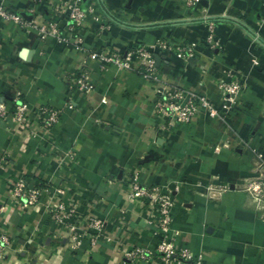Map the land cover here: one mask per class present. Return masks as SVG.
<instances>
[{"label": "crops", "instance_id": "0c3cea01", "mask_svg": "<svg viewBox=\"0 0 264 264\" xmlns=\"http://www.w3.org/2000/svg\"><path fill=\"white\" fill-rule=\"evenodd\" d=\"M95 1L111 25L96 35L87 22V50H129L158 38L195 42L196 58L155 51L159 77L205 96L223 116L202 111L172 133L157 130L149 114L153 87L134 70L111 65L100 72L73 44L40 41L14 21H2L0 103L10 106L19 95L30 108H60V118L48 131L32 125V133L9 116L0 121V234L9 240L0 264H146L122 262L124 248L154 242V215L124 195L135 170L146 184L178 186L174 240L201 253L202 264H264V199L244 191L245 181L257 175V154L264 155V0H201L189 11L178 0ZM33 3L4 2L27 20L47 18V4ZM208 22L218 40L213 48L205 41ZM84 62L94 84L86 95L65 84ZM228 69L246 86L225 113L216 82L227 79ZM19 176L64 188L53 201L74 202L80 226L94 213L103 220L100 232L94 239L86 234L81 247L70 250L68 228L51 221L43 205L24 213L10 203L9 183Z\"/></svg>", "mask_w": 264, "mask_h": 264}, {"label": "built area", "instance_id": "2783aa9c", "mask_svg": "<svg viewBox=\"0 0 264 264\" xmlns=\"http://www.w3.org/2000/svg\"><path fill=\"white\" fill-rule=\"evenodd\" d=\"M0 0V23L14 21L25 32L34 33L40 41L53 38L58 43L73 44L78 51H85L90 61H93L98 71L105 72L111 65L124 70H134L139 76L151 83L154 96L150 101V119L157 130L172 133L179 124H190L195 117L205 111L211 118H222V111L215 108L205 96L185 87L166 82L159 77V69L154 58L157 50L169 51L178 58L187 60L196 58L199 54L195 42H171L158 38L150 43H137L129 50L104 48L100 51L87 50L82 30L90 20L96 28V35L110 28V22L103 20L97 13L95 0H33L35 4H47L49 14L41 19L38 14L27 20L22 14L6 7ZM201 0H178L189 11ZM264 18V17H263ZM207 46H217L213 23H207ZM227 79L216 82L222 109L230 113L237 104L239 94L246 84L233 69L225 71ZM69 91L86 95L94 89L92 69L84 62L77 72L65 82ZM103 102H105L103 100ZM17 126L30 130L34 124L40 125L44 131L50 130L60 118V108L42 104L30 108L19 95L14 96L10 106L0 103V121L6 117ZM34 131V130H33ZM32 133V130L30 132ZM257 175L245 181L244 191L257 200L264 199V155L258 153L254 162ZM9 201L15 204L21 212H28L40 205L45 207L51 221L65 225L69 234L66 245L72 251L78 250L86 234L92 239L102 228L103 220L92 212L85 218L84 226L77 222L76 204L63 200L53 201L55 194L63 195L64 188L53 185H34L22 177H15L9 183ZM173 189H164L157 185L146 184L140 179L139 171L130 172L126 182L125 198L128 202H139L148 213L155 217L154 242L151 245H130L122 250V262H142L160 264H202L203 255L194 254L189 248L175 243V232L172 230L171 209L175 203ZM93 242V240H92ZM9 245L6 234H0V258Z\"/></svg>", "mask_w": 264, "mask_h": 264}, {"label": "water", "instance_id": "95a60500", "mask_svg": "<svg viewBox=\"0 0 264 264\" xmlns=\"http://www.w3.org/2000/svg\"><path fill=\"white\" fill-rule=\"evenodd\" d=\"M258 42H260L258 39H257ZM157 64V63H156Z\"/></svg>", "mask_w": 264, "mask_h": 264}]
</instances>
